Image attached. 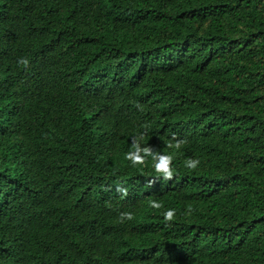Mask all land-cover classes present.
Returning <instances> with one entry per match:
<instances>
[{
	"label": "trees",
	"instance_id": "1",
	"mask_svg": "<svg viewBox=\"0 0 264 264\" xmlns=\"http://www.w3.org/2000/svg\"><path fill=\"white\" fill-rule=\"evenodd\" d=\"M0 264H264V0H0Z\"/></svg>",
	"mask_w": 264,
	"mask_h": 264
},
{
	"label": "clouds",
	"instance_id": "2",
	"mask_svg": "<svg viewBox=\"0 0 264 264\" xmlns=\"http://www.w3.org/2000/svg\"><path fill=\"white\" fill-rule=\"evenodd\" d=\"M18 63L23 64L25 67L29 65V61L27 59L21 58V60L18 61ZM138 108L142 110V106L136 105ZM147 127V126H145ZM145 133L139 134L137 137H133L132 142V151H129L125 154V159L130 161L133 166L142 165L147 166L148 159L150 158L152 161V166L157 174V178L162 177L165 181H170L174 178L175 175V169L172 167V161L173 156L168 154H160L159 152H156L152 147L150 146H141V142L144 140ZM172 141H175L173 143ZM184 143H186V140L178 139L175 134L173 135V138L171 141L168 142L167 147L168 148H175L179 149ZM200 164V161L198 159H192L189 158L185 161V167L189 170L195 171ZM155 181H151L150 183H154ZM116 191L122 196L128 195L127 188L123 187L122 185H117ZM149 207L153 209H160L163 207L162 203L152 199L149 201ZM192 209L189 208L187 213L188 215L191 214ZM164 220L167 222H171L175 218V210L170 209L163 214ZM119 222L124 223L126 220L131 221L134 219V215L131 212H122L119 215Z\"/></svg>",
	"mask_w": 264,
	"mask_h": 264
}]
</instances>
